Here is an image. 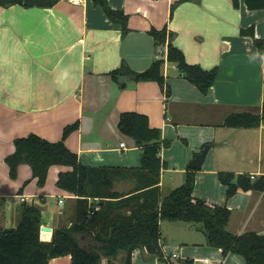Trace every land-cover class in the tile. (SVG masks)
Masks as SVG:
<instances>
[{"label":"crops","instance_id":"0c3cea01","mask_svg":"<svg viewBox=\"0 0 264 264\" xmlns=\"http://www.w3.org/2000/svg\"><path fill=\"white\" fill-rule=\"evenodd\" d=\"M107 1L112 9L128 16L124 36L121 26L112 23L92 0L80 5L59 0L51 7H0V199L4 201L0 229L19 224L23 202L41 208L42 226L51 229L49 237L54 229L70 226L76 216L77 198L56 186L58 174L70 167L49 168L43 188L31 178L27 165L19 166L16 180L9 178L4 159L14 152L15 139L33 133L57 142L65 126L78 123L65 144L84 165L138 168L141 148L117 127L121 113L135 112L146 115L150 127L161 130L162 140L171 142L160 151L164 166L159 201L184 184L191 170L189 163L204 145L212 144L195 173L192 196L210 206L230 209L226 229L231 234H264V191L238 190L228 200L226 187L217 176L223 171L264 176V123L257 129L223 126L233 113L261 114L264 52L241 30L253 26L256 38L264 41V9L249 10L245 0H237L236 8L233 0H199L180 4L171 16V7L178 0ZM164 27L175 33L173 44L189 64L218 70L206 95L167 62V44L158 45L148 33ZM159 59L164 61L161 73L171 90L169 97L155 82H127L121 88L108 75L122 61L141 72ZM25 182L28 184L18 194ZM134 186L135 180L127 178L115 181L113 190L126 198L137 194H130ZM140 200L120 214L129 217L131 209L143 202ZM104 203L88 199L89 207L96 211ZM94 230L106 232L107 228L96 223ZM160 235L164 255L173 260L246 264L240 255L223 257L221 249L207 246L195 223L163 221ZM121 257L119 264L123 253ZM111 261L103 260V264ZM70 262V256H65L48 264ZM131 264L165 263L156 259L145 262L143 252L136 249Z\"/></svg>","mask_w":264,"mask_h":264},{"label":"trees","instance_id":"16d2710c","mask_svg":"<svg viewBox=\"0 0 264 264\" xmlns=\"http://www.w3.org/2000/svg\"><path fill=\"white\" fill-rule=\"evenodd\" d=\"M58 1L49 0L43 7H51ZM188 1L199 0H178L171 7V16L177 6ZM92 3L95 7H100L112 23L121 26L122 36L128 32L127 15L112 9L107 0H92ZM245 4L249 10L264 9V0H245ZM16 5L27 7L23 0H0V7L5 9ZM233 6L238 7L237 0H233ZM148 33L158 45L167 44V62L175 65L185 80L206 95L216 81L218 70H205L199 65L189 64L183 52L173 44L175 33L167 27L161 30L151 29ZM241 33L250 36L258 50L264 52V41L256 38L253 26L241 30ZM163 62L161 59L155 60L149 68L137 72L122 61L108 75L121 88H126L127 82H155L169 97L171 90L161 73ZM263 123L264 103L261 114L233 113L225 119L223 126L257 129ZM117 127L141 148V164L138 168L84 165L78 155L65 144L67 137L78 129V123L65 126L62 138L57 142H50L33 133L13 141L14 152L4 159L11 180L17 179L19 166L27 165L31 170V178L42 188L46 184L49 168H71L70 171L58 174L56 186L77 198L76 216L74 214L70 226L54 229L49 239H45L41 232V208L33 203H21L19 224L16 227L0 229V264H48L52 259L65 256H70V264H103V260L109 262L122 253V264H131V254L136 249L143 252L145 261L156 259L165 264H194L192 259L173 260L164 255L159 243L160 223L163 221L201 224L207 246L221 249L223 257L229 254L240 255L246 264H264V234H231L226 229L231 216L230 209L226 206H210L192 196L197 170H189L184 184L161 201L158 200V184L164 166L160 151L162 147H169L171 142L162 140L161 130L150 127L146 115L121 113ZM207 146L212 144L204 145L201 151ZM217 176L219 182L226 187L228 200L238 190L264 191V176L252 177L224 171L218 172ZM127 178L135 180L130 194H137L123 198L121 192L113 190V183ZM27 184L28 182L23 184L18 194H21ZM89 198L105 201L100 211L89 207ZM140 199L143 202L138 203L137 208L131 209L129 217L120 214L122 209ZM1 201L3 199H0V206ZM108 212L114 216L110 217ZM96 223L103 230L107 228V231L96 232Z\"/></svg>","mask_w":264,"mask_h":264},{"label":"water","instance_id":"95a60500","mask_svg":"<svg viewBox=\"0 0 264 264\" xmlns=\"http://www.w3.org/2000/svg\"><path fill=\"white\" fill-rule=\"evenodd\" d=\"M49 0H23V4L27 7L31 6H46L48 4ZM209 151V147H205L200 153H198L195 158L189 163V168L192 170H199L201 169L205 157ZM42 233H50L51 229L47 228L45 226L41 227Z\"/></svg>","mask_w":264,"mask_h":264},{"label":"rangeland","instance_id":"374dc122","mask_svg":"<svg viewBox=\"0 0 264 264\" xmlns=\"http://www.w3.org/2000/svg\"><path fill=\"white\" fill-rule=\"evenodd\" d=\"M68 126V125H67ZM43 188V187H42ZM162 196H164V195H162ZM196 224V223H195ZM197 226H199V227H202L201 226V224H196ZM12 227H16V225L14 224V223H10L9 225H8V227L7 228H12ZM42 235H43V238H45V239H48L49 238V233H42ZM121 254H119L118 255V257L117 258H115V259H113L112 261H111V264H119L120 263V261H121ZM145 261V260H144ZM145 262H147V261H145Z\"/></svg>","mask_w":264,"mask_h":264},{"label":"built area","instance_id":"2783aa9c","mask_svg":"<svg viewBox=\"0 0 264 264\" xmlns=\"http://www.w3.org/2000/svg\"><path fill=\"white\" fill-rule=\"evenodd\" d=\"M83 0H69V2H71L74 5H80L82 3ZM121 147H124V143L121 144ZM63 201L60 200L59 203L61 204ZM46 234V233H45ZM43 236V235H42Z\"/></svg>","mask_w":264,"mask_h":264}]
</instances>
